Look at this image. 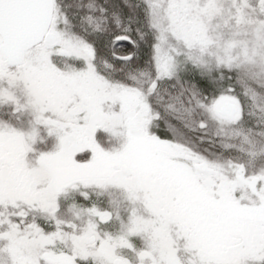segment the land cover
Instances as JSON below:
<instances>
[{"label":"snow or ice","instance_id":"snow-or-ice-1","mask_svg":"<svg viewBox=\"0 0 264 264\" xmlns=\"http://www.w3.org/2000/svg\"><path fill=\"white\" fill-rule=\"evenodd\" d=\"M0 264H264V0H0Z\"/></svg>","mask_w":264,"mask_h":264}]
</instances>
